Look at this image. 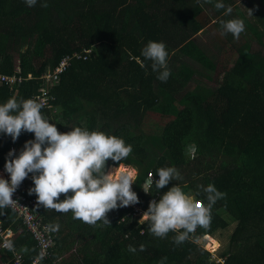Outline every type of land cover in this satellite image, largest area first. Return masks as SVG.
I'll return each instance as SVG.
<instances>
[{
    "label": "trees",
    "instance_id": "1",
    "mask_svg": "<svg viewBox=\"0 0 264 264\" xmlns=\"http://www.w3.org/2000/svg\"><path fill=\"white\" fill-rule=\"evenodd\" d=\"M189 1L37 0L35 7H28L24 0H0V71L18 70L25 78L12 88L0 84V104L10 97L29 99L43 84L44 72L76 53L80 57L70 61L59 84L52 87L57 112L41 111L60 132L87 127L131 145L127 159H109L105 170L128 165L136 171L132 190L139 206L146 211L155 192L161 196L172 184L186 193H199L196 199L203 203L207 201L199 186L212 183L226 193L211 208L208 226H198L179 245L173 243L176 233L169 232L166 238L151 235L149 222L127 215L126 207L107 213L111 225L93 226L73 219L71 211L58 213L40 205L44 224H59L57 232L80 242L58 264H161L162 258H166L162 264H264V57L241 55L233 66L229 59L211 65L203 53L193 51L189 39L193 32L181 33ZM149 40L166 45L171 72L167 82L157 79L151 61L141 55ZM182 58L196 62L206 74L213 73L218 87L211 95L191 91L193 70ZM156 115L170 120L157 134H148L144 120ZM31 139L33 133L22 132L13 142L0 132V168L10 149L18 154ZM156 140L165 152L154 159L147 146ZM162 167H175L181 179L159 190L153 183L145 194L144 183L150 174L158 179L155 172ZM31 175L27 189L33 186ZM25 195L36 198L28 191ZM0 221L4 228L18 224L5 208L0 209ZM230 227L227 249L213 258L200 244L201 237L210 235L219 245L212 237ZM13 243L27 259L38 254L27 231L18 232ZM130 244L137 249L143 244L146 250L131 253Z\"/></svg>",
    "mask_w": 264,
    "mask_h": 264
},
{
    "label": "clouds",
    "instance_id": "2",
    "mask_svg": "<svg viewBox=\"0 0 264 264\" xmlns=\"http://www.w3.org/2000/svg\"><path fill=\"white\" fill-rule=\"evenodd\" d=\"M24 2L28 7L37 4V0ZM41 6L47 7V3ZM214 6L217 10L225 9V15L232 12L231 7L226 8L221 0ZM249 14H252L250 9ZM220 23L223 33H231L235 39H239L245 31L244 21L240 18L222 20ZM141 55L144 60L151 61L152 71L158 73L157 79L167 82L171 72L167 66L168 52L164 42L149 40ZM140 66L146 67L143 62ZM43 107L42 103L32 98L17 100L10 97L0 104V132L10 136L13 142L22 132L34 134V139L25 141L18 154L10 149L5 157L4 171L9 174V179L0 177V209L17 202L13 194L32 174L33 186L28 193L36 195L37 206L42 205L58 213L71 211L73 219L88 225L95 226L97 222L103 226L111 225L107 217L109 211L139 203L136 192L132 190L136 179L133 171L125 170L121 165L108 172L105 170L107 160L119 162L127 159L132 146L126 145L122 138L115 135L87 127L75 126L67 132H60L55 123H51L42 113ZM155 173L158 179L150 174L151 178L143 188L145 193H149L153 183L159 190L169 182L181 179L175 167H162ZM199 187L207 203L196 199L199 193H186L176 184L163 192L159 200H150L147 210L140 217V220L149 222V233L158 238H166L169 232L176 233L173 243L179 245L198 226L207 227L211 208L226 193L218 191L212 183ZM61 194L63 199L60 198ZM59 227V224L49 225V230L57 232ZM8 247L11 248V245ZM219 248L220 244L214 251ZM137 250L145 251V245H139V249L128 245L129 252L136 253Z\"/></svg>",
    "mask_w": 264,
    "mask_h": 264
},
{
    "label": "crops",
    "instance_id": "3",
    "mask_svg": "<svg viewBox=\"0 0 264 264\" xmlns=\"http://www.w3.org/2000/svg\"><path fill=\"white\" fill-rule=\"evenodd\" d=\"M217 2L218 0L189 1L188 14L186 13V16L182 17L181 33L189 34L193 32L189 38L192 41L193 51L203 53L205 58L212 62L211 65L218 66L221 65L220 62L223 63L228 59L230 60L229 65L233 66L241 55L250 57L258 54L260 57H264V0H221L226 8L231 7L232 12L230 15L224 14L225 9L217 10L214 6ZM249 9L252 10V14H249ZM232 18H240L244 21L245 31L241 33L239 39L233 38L231 33H223L220 21ZM193 51H191L192 54L197 55V52ZM184 59L182 58L181 60L184 61ZM234 60L235 62H233ZM193 64L198 65L196 62H193ZM223 64H226V62ZM202 73H204L203 70ZM205 79L213 82L217 80L213 78V73L206 75ZM26 180L27 178L24 180L25 186ZM15 222L18 223L16 219ZM9 227L15 232L14 239L18 232L25 231L19 230V224L15 228L13 224ZM53 234L56 239L51 253L55 256L52 258L53 254H51V264H58L67 260L80 242L71 239L63 231L53 232ZM20 252L23 254L22 251ZM23 256L26 261L36 257L27 259L24 254ZM48 261L45 264H48ZM8 263L9 258H7L5 250L0 249V264Z\"/></svg>",
    "mask_w": 264,
    "mask_h": 264
},
{
    "label": "built area",
    "instance_id": "4",
    "mask_svg": "<svg viewBox=\"0 0 264 264\" xmlns=\"http://www.w3.org/2000/svg\"><path fill=\"white\" fill-rule=\"evenodd\" d=\"M86 53H89V51L87 50ZM79 57L80 55L76 53L73 54V56H65L60 60L58 65H56L53 69H49L48 71L44 72L40 76L43 84L35 93H32L30 98L36 99L38 102L44 105L41 110H48L50 111V113L57 112V108L55 107L56 98L54 96V93L52 92V87H55L59 84L60 75L70 65V61L73 58ZM30 77L31 75L29 74L27 78ZM24 79L25 78L21 74H19L18 70L11 74L3 73L0 71V84H6L10 88L14 87ZM0 177L9 179V174L4 171V167L0 168ZM148 181L149 180L144 183V187L147 186ZM26 192L27 188L25 186V182L23 181L13 194V199L17 202L5 209L11 211L15 215V219L19 224L20 231H28L32 235V237H34L36 246L38 248V255L35 258L26 261L23 254L20 252V250L16 249V246L13 243L15 232L10 227L4 228L1 221L0 249L8 251L10 253V264H45V262L50 259L51 251L55 246L54 234L49 230V225L47 226L46 224H44L39 212V206H37L36 198H28L25 195ZM143 192L145 193L144 190ZM159 197V193L155 192L154 200H157ZM126 208L130 210L127 215L136 218L139 222H145L144 220H140V217L145 212L144 207H141L136 203L134 205L127 206ZM206 238L207 235L201 237V239H204L205 243L208 242ZM8 245H11V248H9ZM214 250L215 249H213L212 251Z\"/></svg>",
    "mask_w": 264,
    "mask_h": 264
},
{
    "label": "rangeland",
    "instance_id": "5",
    "mask_svg": "<svg viewBox=\"0 0 264 264\" xmlns=\"http://www.w3.org/2000/svg\"><path fill=\"white\" fill-rule=\"evenodd\" d=\"M184 61L189 66V68H191V70H193V77H192L193 80L191 81V88H190L191 91L197 93V95H200V93H202V95H206V96L211 95V92H213L215 90V88L218 87V84L213 82V81L206 80L205 76L209 75V74H206L205 72L202 73V68L199 65H194L193 62L189 61L187 58H185ZM233 62H235V60ZM168 120H170V118H168V117L161 118L157 115L156 116H150L144 120L143 129L148 134H157L156 132L160 131V130H158V128L161 127L162 125H164ZM153 124L157 125L158 127L155 129ZM147 149L149 151L148 153H149L150 157H153L154 159L161 156L165 152V150L162 148L159 141H157V140L151 141L149 143V145L147 146ZM124 167L127 168L128 171L131 170L136 174V171L134 169H132V167H130L128 165H124ZM114 168H116V167L107 168V172L111 171ZM232 227H230L229 230H226L223 233L219 232V233H217V235L214 236L213 239L217 240L220 244V248L217 251H212L213 249L208 247V245H207V243H205L204 239H201L200 244L207 251L210 249L209 252L212 254L211 256L213 258H218L220 256V253L224 252V250L227 249V247L229 245V235L232 231ZM213 244H214L215 248L219 247V245L215 244L214 242H213ZM211 245H212V243H211Z\"/></svg>",
    "mask_w": 264,
    "mask_h": 264
},
{
    "label": "bare ground",
    "instance_id": "6",
    "mask_svg": "<svg viewBox=\"0 0 264 264\" xmlns=\"http://www.w3.org/2000/svg\"><path fill=\"white\" fill-rule=\"evenodd\" d=\"M206 239H207V241H208V242H207V245H208V247H209V248H212V249H217V248H218V247H217V248H215V246H214V244H213L212 240L210 239V236H207V238H206ZM210 242L212 243V245H211V243H210Z\"/></svg>",
    "mask_w": 264,
    "mask_h": 264
}]
</instances>
